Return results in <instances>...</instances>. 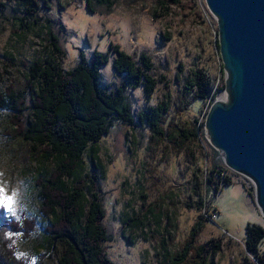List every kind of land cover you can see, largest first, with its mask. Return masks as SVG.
Masks as SVG:
<instances>
[{
    "label": "trees",
    "instance_id": "obj_1",
    "mask_svg": "<svg viewBox=\"0 0 264 264\" xmlns=\"http://www.w3.org/2000/svg\"><path fill=\"white\" fill-rule=\"evenodd\" d=\"M49 1L17 0L22 13L14 16L20 28L17 38L25 40L43 30V37L38 40L42 50L23 63L21 80L0 86V116L7 123L5 140L27 151L33 186L29 207L18 217L0 209V264H41L50 254L55 264H115L104 247L110 235L103 223L105 207L98 181L105 176L99 142L117 123L147 129L148 144L162 154L190 155L192 175L184 207L198 212L187 237L176 249H171L166 241L176 224L175 212L164 198L142 203L140 212H124L121 221L126 229L148 232L150 222L158 227L163 224L156 264H212L221 240L211 239L203 244L195 241L204 215L213 216L212 199L223 186L233 182V176L227 173L229 168L222 160H213L203 170L192 150L200 147L204 122L196 117L182 120L181 116L195 100L207 104L206 115L224 84L212 76L208 64L196 63L183 72L175 95L167 90L164 99L134 114L127 91L140 87L149 102L157 88L152 56L142 52L134 58L119 45L110 44L108 52L95 49L89 58L79 50L76 65L64 69L61 25L39 16L41 3L49 7ZM166 1L180 2L159 0V6L162 8ZM93 3L109 10L115 1L86 0L88 10L95 11ZM0 5L5 4L2 1ZM110 52L114 54L115 73L123 76L114 88L102 81L100 72L109 61ZM215 154L219 158L216 150ZM147 232H142L145 238ZM243 243L241 264H264V226L247 223Z\"/></svg>",
    "mask_w": 264,
    "mask_h": 264
},
{
    "label": "rangeland",
    "instance_id": "obj_2",
    "mask_svg": "<svg viewBox=\"0 0 264 264\" xmlns=\"http://www.w3.org/2000/svg\"><path fill=\"white\" fill-rule=\"evenodd\" d=\"M2 1L5 5H0V86L21 80L25 71L23 63L31 61L42 50L38 40L43 37V30H39L37 35L32 33L25 40H18L20 28L18 20L14 19V16H22L18 2ZM114 1L109 10L93 3L95 11L88 10L86 0H50L49 7L41 3L39 16L44 20L52 18L53 23L58 21L61 25L64 69L76 65L79 50L89 58L95 49L108 52L110 44L119 45L134 58L142 52L148 53L152 56V75L158 80L157 88L149 102L140 87L127 91L134 114L164 99L167 90L175 95L183 72L196 63L208 64L212 76L224 84L217 47V23L205 0L166 1L162 8L159 0ZM109 55V61L100 70L101 79L114 88L121 83L123 76L115 73L112 66L114 54L110 52ZM224 93L223 89L217 98ZM206 110V103L195 100L181 119L196 117L204 122ZM6 128L7 123L0 116V184L9 194L13 191L18 193L13 205L15 211L10 212L18 217L29 207L33 194L28 169L31 160L23 147L5 140ZM203 134L200 147L192 151L205 171L213 160L221 162L222 158L219 154L220 159L216 157L214 148ZM148 139L147 129L117 123L110 134L99 142V159L105 169L104 178L98 181L99 192L105 207L103 223L110 235L104 247L115 264H142L143 261L145 264H156L155 253L164 234L163 224L159 228L153 222L149 223L148 232L142 231L148 233L146 238L140 232L141 228L138 232H129L121 221L124 212H131L132 209L140 212L142 203L160 202L164 198L166 204H171L170 210L175 212L173 221L176 227L173 231V228L170 229V234H167L169 240H166L171 249L184 242L198 216L195 210L184 207L188 180L192 175V158L189 154H162L148 144ZM227 173L233 176V182L215 194L212 199L215 208L213 216L208 218L204 215L202 230L195 241V244H203L211 239L221 240L220 251L212 264H241L246 224L264 226V217L255 204L254 192L248 190L252 183L230 169ZM41 264H55V261L50 254Z\"/></svg>",
    "mask_w": 264,
    "mask_h": 264
},
{
    "label": "water",
    "instance_id": "obj_3",
    "mask_svg": "<svg viewBox=\"0 0 264 264\" xmlns=\"http://www.w3.org/2000/svg\"><path fill=\"white\" fill-rule=\"evenodd\" d=\"M217 23L227 100L216 98L204 136L251 183L264 217V0H205Z\"/></svg>",
    "mask_w": 264,
    "mask_h": 264
},
{
    "label": "snow or ice",
    "instance_id": "obj_4",
    "mask_svg": "<svg viewBox=\"0 0 264 264\" xmlns=\"http://www.w3.org/2000/svg\"><path fill=\"white\" fill-rule=\"evenodd\" d=\"M18 193L13 191L11 194L8 193L6 188L0 184V209H6L9 212L15 211L13 205L16 203V197Z\"/></svg>",
    "mask_w": 264,
    "mask_h": 264
},
{
    "label": "bare ground",
    "instance_id": "obj_5",
    "mask_svg": "<svg viewBox=\"0 0 264 264\" xmlns=\"http://www.w3.org/2000/svg\"><path fill=\"white\" fill-rule=\"evenodd\" d=\"M220 100H222V101H226L227 100V95H226V93H224V95L221 97V98H219Z\"/></svg>",
    "mask_w": 264,
    "mask_h": 264
}]
</instances>
